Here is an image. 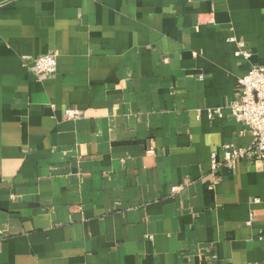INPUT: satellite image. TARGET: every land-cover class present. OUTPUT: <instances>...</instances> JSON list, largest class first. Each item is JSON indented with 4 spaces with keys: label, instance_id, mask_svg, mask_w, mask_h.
<instances>
[{
    "label": "crops",
    "instance_id": "1",
    "mask_svg": "<svg viewBox=\"0 0 264 264\" xmlns=\"http://www.w3.org/2000/svg\"><path fill=\"white\" fill-rule=\"evenodd\" d=\"M263 62L264 0H0V264H264V162L213 175L253 136L208 116Z\"/></svg>",
    "mask_w": 264,
    "mask_h": 264
},
{
    "label": "built area",
    "instance_id": "2",
    "mask_svg": "<svg viewBox=\"0 0 264 264\" xmlns=\"http://www.w3.org/2000/svg\"><path fill=\"white\" fill-rule=\"evenodd\" d=\"M236 43L234 55L250 62L253 56L246 42L236 36L229 38ZM34 73L42 78L55 75L58 69L56 53H46L33 60ZM28 65V64H27ZM201 79L203 77L201 76ZM229 110L230 117L244 125L252 134L253 141L250 146H238L229 142L222 146V157L213 151L210 157L211 172L217 175L222 167H234L238 160L247 159L253 163L264 162V62L250 63L246 73L237 78L236 95L226 106H216L208 109V116L214 120L225 116V109ZM80 115L77 107L65 110L67 119H76ZM217 180L215 179L216 183ZM178 187H173L175 192ZM256 201L258 199H255Z\"/></svg>",
    "mask_w": 264,
    "mask_h": 264
}]
</instances>
